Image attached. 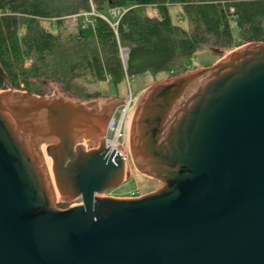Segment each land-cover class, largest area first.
<instances>
[{"label":"water","instance_id":"1","mask_svg":"<svg viewBox=\"0 0 264 264\" xmlns=\"http://www.w3.org/2000/svg\"><path fill=\"white\" fill-rule=\"evenodd\" d=\"M210 51L130 108L131 163L160 183L137 197L105 195L131 177L104 146L123 101L29 94L0 66V264H264V42Z\"/></svg>","mask_w":264,"mask_h":264},{"label":"trees","instance_id":"2","mask_svg":"<svg viewBox=\"0 0 264 264\" xmlns=\"http://www.w3.org/2000/svg\"><path fill=\"white\" fill-rule=\"evenodd\" d=\"M112 8L125 10L118 20L108 16ZM91 11L110 22L90 15L93 24L81 28V15ZM71 16L78 24L67 31ZM250 42H264V0H0V66L12 88L45 98L53 97L45 94L52 85L92 101L101 94L88 91L89 84L178 75L203 47L227 52ZM121 49L127 50L125 65Z\"/></svg>","mask_w":264,"mask_h":264},{"label":"rangeland","instance_id":"3","mask_svg":"<svg viewBox=\"0 0 264 264\" xmlns=\"http://www.w3.org/2000/svg\"><path fill=\"white\" fill-rule=\"evenodd\" d=\"M175 7H171V15L175 19ZM149 14H154V11L150 8L148 9ZM66 23V30L67 31H73L75 30V27L77 26L78 22L76 21V18L71 16L65 19ZM182 25H185L184 22H182ZM231 31L234 37L237 36V27L234 22H231ZM211 47H203L202 49L198 50L191 59L187 60V69L188 70H194L199 69L202 67L210 66L214 63H216L220 58L218 55H214L210 51ZM122 50V49H121ZM125 50V49H124ZM229 51L225 52L228 53ZM187 70V71H188ZM166 78L165 73H157V74H150L145 73L141 75H136L130 78L128 81L126 80L123 85L115 86L111 81H105L101 83H94L87 85L88 91L90 92H100L101 96L95 101H97L98 106L105 104L106 102H113V101H123L121 100V97H129V93H131V96L133 97L134 101H137V99L140 97L142 92L148 88L152 83L158 80H162ZM45 94L47 96H53V97H63L68 100H76L70 97V95L66 93H60L58 89L55 86L47 85V89L45 90ZM45 95V96H46ZM114 96H118L115 98ZM80 101V100H79ZM82 102V101H80ZM89 102V101H86ZM85 103V102H82ZM128 123V118L126 120V123L124 124L123 131L126 132V126ZM128 137V132H127ZM124 151L128 152V168L131 171V177L129 179L124 180V182L121 184L120 187L109 190L108 193L112 196L114 195H121V196H130L131 192L136 194V196H140L146 193H149L151 191H154L160 186V183H158L156 180L151 179L147 176H144L143 174H140L138 171L135 170L133 167L129 151H128V144H125L123 147ZM80 202L79 199L73 201V205H76ZM64 209V208H61Z\"/></svg>","mask_w":264,"mask_h":264},{"label":"built area","instance_id":"4","mask_svg":"<svg viewBox=\"0 0 264 264\" xmlns=\"http://www.w3.org/2000/svg\"><path fill=\"white\" fill-rule=\"evenodd\" d=\"M125 10H121L118 8H112L109 10L108 16L112 19L118 20ZM90 15L101 17L102 19L110 22L109 19L102 15L97 14L93 11L89 13H83L81 16L83 19L81 20V28H86L88 25L93 24V20L90 18ZM181 19V18H179ZM117 21L112 23L111 26H115ZM126 52L125 50H123ZM136 103L131 93H129V97L123 100V103L117 108L116 112L112 115L111 119L108 122L106 134L104 135V146L105 148H112L117 154L121 155V157L125 160L126 165H128V152L124 151L123 147L125 144H128L127 133L123 131L124 124L128 118V114L130 108ZM105 195H110L108 192ZM112 196V195H110ZM130 196H136L133 192H131Z\"/></svg>","mask_w":264,"mask_h":264},{"label":"crops","instance_id":"5","mask_svg":"<svg viewBox=\"0 0 264 264\" xmlns=\"http://www.w3.org/2000/svg\"><path fill=\"white\" fill-rule=\"evenodd\" d=\"M117 110V109H116ZM116 112V111H115ZM114 112V113H115ZM126 129H127V126H126ZM126 133H127V130H126ZM114 197H132V196H121V195H114ZM133 197H137V196H133Z\"/></svg>","mask_w":264,"mask_h":264}]
</instances>
